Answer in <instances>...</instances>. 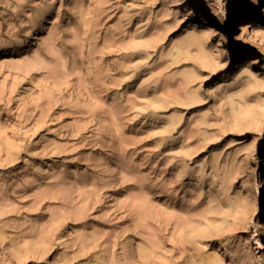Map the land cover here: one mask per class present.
Wrapping results in <instances>:
<instances>
[{
  "label": "rangeland",
  "instance_id": "obj_1",
  "mask_svg": "<svg viewBox=\"0 0 264 264\" xmlns=\"http://www.w3.org/2000/svg\"><path fill=\"white\" fill-rule=\"evenodd\" d=\"M263 5L0 0V264H264Z\"/></svg>",
  "mask_w": 264,
  "mask_h": 264
},
{
  "label": "bare ground",
  "instance_id": "obj_2",
  "mask_svg": "<svg viewBox=\"0 0 264 264\" xmlns=\"http://www.w3.org/2000/svg\"><path fill=\"white\" fill-rule=\"evenodd\" d=\"M261 2V0H259ZM264 6V5H263ZM195 8L194 1H191V6L187 9L188 16L191 14H194L193 10ZM264 12V11H263ZM201 16L203 17V26H201L200 32L193 35V37L190 39V45H196L199 46L200 51L204 50V43L206 42V36L210 38H215L218 46L225 47L228 44V40L226 37H228V30L229 28L234 27L237 32H241V34H247L251 31V29L254 27V31L258 32V29L255 27V22L258 20H261L263 16L255 13L252 9V5L244 6L240 11L239 14L234 15L231 19H229L228 24L224 21H218L216 20L211 14H206L201 11ZM47 24V19L43 20L40 31V33ZM40 26V25H39ZM35 35L32 36V39L35 38ZM207 57V54H203V59ZM247 60L249 61V64L246 66H243V75L248 76L250 73V64H256L258 63L257 57H250L248 56ZM262 186L264 187V182L262 183ZM264 211V209H263ZM261 228L263 227L262 233L260 237H264V222L260 224ZM264 243L261 242V246L263 247Z\"/></svg>",
  "mask_w": 264,
  "mask_h": 264
},
{
  "label": "snow or ice",
  "instance_id": "obj_3",
  "mask_svg": "<svg viewBox=\"0 0 264 264\" xmlns=\"http://www.w3.org/2000/svg\"><path fill=\"white\" fill-rule=\"evenodd\" d=\"M261 3L264 4V0H261Z\"/></svg>",
  "mask_w": 264,
  "mask_h": 264
}]
</instances>
